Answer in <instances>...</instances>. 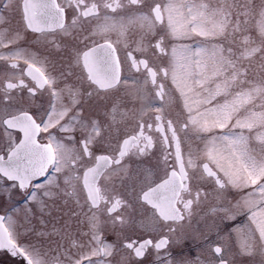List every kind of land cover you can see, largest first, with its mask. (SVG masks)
<instances>
[{"label":"snow or ice","instance_id":"obj_1","mask_svg":"<svg viewBox=\"0 0 264 264\" xmlns=\"http://www.w3.org/2000/svg\"><path fill=\"white\" fill-rule=\"evenodd\" d=\"M0 8V250L20 264H264V0Z\"/></svg>","mask_w":264,"mask_h":264},{"label":"flooded vegetation","instance_id":"obj_2","mask_svg":"<svg viewBox=\"0 0 264 264\" xmlns=\"http://www.w3.org/2000/svg\"><path fill=\"white\" fill-rule=\"evenodd\" d=\"M13 23H15V21H13ZM25 47H27V45H25ZM33 51H35V49H33ZM0 78H2V77H0ZM40 92H44V90L41 89ZM36 97H37L36 98L37 106H40L41 109H43L44 107L48 106V95H47V93H44L43 96H40V94L37 93ZM13 131L15 132L16 130H13ZM162 176H163V174L161 175V177ZM36 182L40 183V182H42V179L38 178ZM157 182H159V181H157ZM116 188L119 189V182L116 183ZM7 203L11 204L12 207L15 208V209H23V208L28 206L29 201L26 200V199L21 198V194L20 193H15L13 195L12 199L7 200ZM0 214H4L2 210H0ZM9 214H11V209H9ZM234 223H235V221H234ZM111 239H115V237L112 236ZM188 240L184 241V245H185L184 253L189 255V256H191V257H195L198 254V252L200 251V248H201L200 245H202V244H200L198 242H193L192 241L193 239H191V238H189ZM0 252L6 253L7 254L6 256L11 259L10 260L11 263L20 264V261H21L22 258H20V257H12L9 253H7L4 250H0ZM25 264H26V262H25Z\"/></svg>","mask_w":264,"mask_h":264},{"label":"rangeland","instance_id":"obj_3","mask_svg":"<svg viewBox=\"0 0 264 264\" xmlns=\"http://www.w3.org/2000/svg\"><path fill=\"white\" fill-rule=\"evenodd\" d=\"M0 11H3V9L0 8ZM113 39H115V35H113ZM151 104H152L153 107H158V106H160L161 101L157 98L156 100H152ZM127 106L130 108V107L133 106V104L132 103H128ZM162 174H163V172H160L159 176H161ZM217 222L219 223V221H217ZM246 222H247V216L242 214V215L237 217V219L235 220V223H234V221H225L224 224L222 225V227H224L225 230L227 231L230 228L236 227L237 225L243 226ZM193 224L196 225V221L195 220L193 221ZM198 227L201 229V231H204L203 223L199 224ZM212 238H214V235L212 236ZM192 241L202 244V240H192ZM6 255H7L6 253L0 252V264H14V263L10 262L11 259L8 258Z\"/></svg>","mask_w":264,"mask_h":264}]
</instances>
